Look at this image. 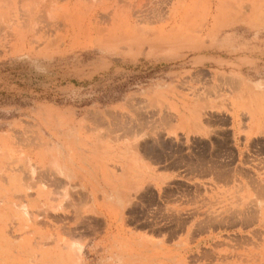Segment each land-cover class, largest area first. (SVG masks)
<instances>
[{"label":"rangeland","instance_id":"obj_1","mask_svg":"<svg viewBox=\"0 0 264 264\" xmlns=\"http://www.w3.org/2000/svg\"><path fill=\"white\" fill-rule=\"evenodd\" d=\"M258 73L264 0H0V264H264L217 112ZM206 94L223 138L178 137Z\"/></svg>","mask_w":264,"mask_h":264},{"label":"crops","instance_id":"obj_2","mask_svg":"<svg viewBox=\"0 0 264 264\" xmlns=\"http://www.w3.org/2000/svg\"><path fill=\"white\" fill-rule=\"evenodd\" d=\"M229 91L222 89V93L228 97H233L234 103L230 105L229 100L218 99V104L224 107L229 114L218 109L220 115L228 117L230 124L227 126L229 131V145L234 150V165L232 170L235 176L234 181L238 184L256 180L258 173L264 174V154L261 152V145L264 148V74L258 73L257 77L250 82H233ZM212 96H202L200 105H195L194 101L190 108L185 110L186 130L183 134H177L178 137L187 136L192 143L193 141H212L213 138H223V128H212L207 124V120L214 117L213 110H208L207 105L212 103ZM223 102V103H221ZM247 106V109L241 108ZM171 140L173 136L168 135ZM212 143V142H210ZM144 166L150 165V160L143 158ZM162 164L154 163V168ZM168 175L175 180L183 176L186 181L197 179V174L190 170L173 169L170 165ZM258 168L260 169L258 171ZM219 170L209 174V182L220 183L217 178ZM198 180V179H197Z\"/></svg>","mask_w":264,"mask_h":264}]
</instances>
